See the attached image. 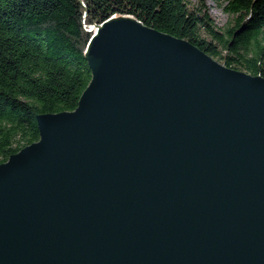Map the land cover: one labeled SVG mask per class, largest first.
Wrapping results in <instances>:
<instances>
[{
    "label": "water",
    "instance_id": "water-1",
    "mask_svg": "<svg viewBox=\"0 0 264 264\" xmlns=\"http://www.w3.org/2000/svg\"><path fill=\"white\" fill-rule=\"evenodd\" d=\"M88 31L76 107L0 163V264H264V77L131 15Z\"/></svg>",
    "mask_w": 264,
    "mask_h": 264
},
{
    "label": "trees",
    "instance_id": "trees-1",
    "mask_svg": "<svg viewBox=\"0 0 264 264\" xmlns=\"http://www.w3.org/2000/svg\"><path fill=\"white\" fill-rule=\"evenodd\" d=\"M219 1L229 16L221 29L190 0H0V163L38 140L36 115L76 107L91 78L88 28L114 14L264 77V0Z\"/></svg>",
    "mask_w": 264,
    "mask_h": 264
},
{
    "label": "rangeland",
    "instance_id": "rangeland-1",
    "mask_svg": "<svg viewBox=\"0 0 264 264\" xmlns=\"http://www.w3.org/2000/svg\"><path fill=\"white\" fill-rule=\"evenodd\" d=\"M193 4H199L203 11H206L212 22L221 29V27L227 22L229 16L222 10L219 0H190ZM220 31V30H219ZM205 39L210 40L209 36L203 34Z\"/></svg>",
    "mask_w": 264,
    "mask_h": 264
},
{
    "label": "built area",
    "instance_id": "built-area-1",
    "mask_svg": "<svg viewBox=\"0 0 264 264\" xmlns=\"http://www.w3.org/2000/svg\"><path fill=\"white\" fill-rule=\"evenodd\" d=\"M91 27L88 28V30L90 29Z\"/></svg>",
    "mask_w": 264,
    "mask_h": 264
}]
</instances>
